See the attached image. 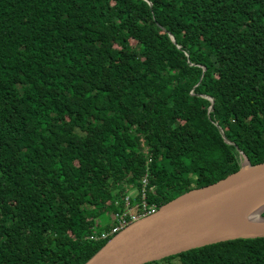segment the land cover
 <instances>
[{
    "label": "trees",
    "instance_id": "trees-1",
    "mask_svg": "<svg viewBox=\"0 0 264 264\" xmlns=\"http://www.w3.org/2000/svg\"><path fill=\"white\" fill-rule=\"evenodd\" d=\"M239 151L264 160V0H0V264H82L145 172L157 208ZM162 263L264 264V238Z\"/></svg>",
    "mask_w": 264,
    "mask_h": 264
},
{
    "label": "water",
    "instance_id": "water-1",
    "mask_svg": "<svg viewBox=\"0 0 264 264\" xmlns=\"http://www.w3.org/2000/svg\"><path fill=\"white\" fill-rule=\"evenodd\" d=\"M239 155L236 171L128 223L82 264H145L219 242L264 238V160L250 164Z\"/></svg>",
    "mask_w": 264,
    "mask_h": 264
},
{
    "label": "built area",
    "instance_id": "built-area-1",
    "mask_svg": "<svg viewBox=\"0 0 264 264\" xmlns=\"http://www.w3.org/2000/svg\"><path fill=\"white\" fill-rule=\"evenodd\" d=\"M147 185V172L141 178L138 189L131 188L123 197V209L115 212L112 226L106 232H100L97 239H108L114 233L125 227L128 223L153 212L156 207L145 201V191ZM135 191L133 195L132 192ZM131 208L133 210L131 211Z\"/></svg>",
    "mask_w": 264,
    "mask_h": 264
},
{
    "label": "rangeland",
    "instance_id": "rangeland-1",
    "mask_svg": "<svg viewBox=\"0 0 264 264\" xmlns=\"http://www.w3.org/2000/svg\"><path fill=\"white\" fill-rule=\"evenodd\" d=\"M132 194L134 195L135 194V191L134 192H132ZM133 210V208H131V211ZM264 212V211H263ZM262 212V213H263ZM261 215V214H260ZM96 225H97V222H94L93 223V227H96ZM100 232H102V231H100ZM103 232H106V231H103ZM162 264H165V263H162Z\"/></svg>",
    "mask_w": 264,
    "mask_h": 264
},
{
    "label": "bare ground",
    "instance_id": "bare-ground-1",
    "mask_svg": "<svg viewBox=\"0 0 264 264\" xmlns=\"http://www.w3.org/2000/svg\"><path fill=\"white\" fill-rule=\"evenodd\" d=\"M254 218L257 219V218H256V214L254 215Z\"/></svg>",
    "mask_w": 264,
    "mask_h": 264
}]
</instances>
